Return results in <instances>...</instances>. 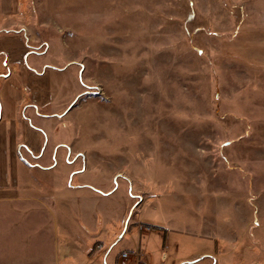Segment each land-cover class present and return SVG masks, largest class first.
Wrapping results in <instances>:
<instances>
[{"label":"rangeland","instance_id":"374dc122","mask_svg":"<svg viewBox=\"0 0 264 264\" xmlns=\"http://www.w3.org/2000/svg\"><path fill=\"white\" fill-rule=\"evenodd\" d=\"M0 14L54 71L43 114L66 118L35 119L44 155L19 149L35 169L0 187V264H264V0H0Z\"/></svg>","mask_w":264,"mask_h":264},{"label":"crops","instance_id":"0c3cea01","mask_svg":"<svg viewBox=\"0 0 264 264\" xmlns=\"http://www.w3.org/2000/svg\"><path fill=\"white\" fill-rule=\"evenodd\" d=\"M5 31L6 29L0 30ZM20 38L18 35L0 36V77L6 75L0 82V187L5 188L13 185L9 181H16L15 186H19V164L28 171L35 169V166L25 165L18 158L21 147H25L29 154H38V159L44 155L43 138L47 134L43 127L35 126V119L39 122L66 120L65 114H43L42 110L55 102V89L48 83L49 74L54 71H37L31 61L33 54L27 52L20 43ZM7 42L13 43L15 49L10 51L6 47ZM31 180L33 183L36 181L34 178ZM67 188L72 189L70 186ZM8 194L0 193V200H13Z\"/></svg>","mask_w":264,"mask_h":264},{"label":"trees","instance_id":"16d2710c","mask_svg":"<svg viewBox=\"0 0 264 264\" xmlns=\"http://www.w3.org/2000/svg\"><path fill=\"white\" fill-rule=\"evenodd\" d=\"M12 35H18V36H20V37L22 38V40L24 41V43H25V45H26V48H27L28 52L31 54V51H30V49H31V45H30V43H29V41H28V39L26 38L25 35H23V34H21V33H13V32H7V31H5V32H0V36H3V37H9V36H12ZM5 77H6V75H5V76H1V77H0V82H1L2 80H4ZM80 98H81V96H79L78 99H77L76 101L72 102L71 105H70V108H74V107H76V105H77V103L79 102ZM32 127L35 128L37 131L40 132V130H39L38 128H36V127H34V126H32ZM22 149H26V148H25V147H21V148H20V151H21ZM32 157H34V158H38V156H32ZM32 166H36V165H32Z\"/></svg>","mask_w":264,"mask_h":264}]
</instances>
